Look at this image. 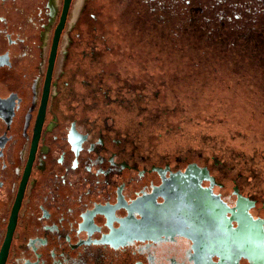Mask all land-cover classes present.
Returning <instances> with one entry per match:
<instances>
[{
    "label": "flooded vegetation",
    "instance_id": "flooded-vegetation-1",
    "mask_svg": "<svg viewBox=\"0 0 264 264\" xmlns=\"http://www.w3.org/2000/svg\"><path fill=\"white\" fill-rule=\"evenodd\" d=\"M62 6L0 0V264H264L262 174L151 142L162 83L136 89L102 14L75 29L85 0L50 66Z\"/></svg>",
    "mask_w": 264,
    "mask_h": 264
},
{
    "label": "rangeland",
    "instance_id": "rangeland-1",
    "mask_svg": "<svg viewBox=\"0 0 264 264\" xmlns=\"http://www.w3.org/2000/svg\"><path fill=\"white\" fill-rule=\"evenodd\" d=\"M120 1H127L122 12L115 6V0H85L75 29L87 28L90 26L92 13H100L106 19L103 27L123 33L126 37L124 43L128 46H131L130 40L143 43L141 33L151 32L154 34V43L169 51L166 56L162 52L149 55L139 46L135 59L119 57L123 60L125 69L130 70L125 72L137 77L134 86L139 92H142L148 82L162 83L152 94L157 100L150 104L145 102L150 106L149 110L139 115V120L146 119L149 122L145 134L150 137V141L156 145H169L171 149H228L232 153L231 157L241 163L237 164L239 167L245 166V161H248L250 170L262 174L264 180V0H242L246 10L255 8L259 11L261 16L255 19H263V29L258 33L248 30L245 33L246 47L237 49L231 45L225 53L223 50L227 48V37L223 33L218 35L207 30L200 20V13L207 4L214 9V15L223 18L226 7L216 10L218 3L229 1L194 0L193 11L196 13L192 11L190 15L179 9L181 0ZM229 3L226 4H232ZM138 9L153 16L155 24H152L151 30L139 22L143 18L137 14ZM238 10L234 9V13L239 14ZM118 17L120 25L118 23V26H112L108 23V20ZM251 18L254 20L253 16ZM109 44L114 46L115 43ZM155 48L159 50L157 45ZM118 50L120 54L114 53L124 54L122 48ZM190 70L207 77L196 81L191 78L193 73ZM209 75L219 85L210 84ZM226 85L232 88L226 91ZM217 86L219 87L216 89ZM203 87L211 91L210 94H203L200 90ZM213 88L220 89L221 97L227 94L224 97L227 98L225 104L213 102L212 96L216 92ZM235 89H238V94L232 96L231 91ZM229 100L232 103L227 104ZM250 105H255L254 110L244 111ZM137 106L143 110L145 105L140 103ZM158 131L163 135L159 136Z\"/></svg>",
    "mask_w": 264,
    "mask_h": 264
},
{
    "label": "trees",
    "instance_id": "trees-1",
    "mask_svg": "<svg viewBox=\"0 0 264 264\" xmlns=\"http://www.w3.org/2000/svg\"><path fill=\"white\" fill-rule=\"evenodd\" d=\"M226 1H229L230 3L232 2V4H230L229 2H224V3L219 2L220 3V4L218 3L219 6L218 7L216 6L217 7L216 10L220 9V7H221V9L226 7V10H225L226 14L224 15L223 18H221L220 15L219 16H216V14L214 15L213 14L214 9L211 6H208L207 4H205L203 6L202 13H200L201 14L200 20L203 21L202 24H204V26L207 30H210L214 34H218V35L223 33V35H225V37H227L228 44L226 43L227 48H225L223 50L224 53L226 52V50L231 45H233L231 47H233V48L237 47V49L238 48L239 49L245 48L247 45V40H246L247 37H246L245 33L248 30H253V32L258 33L263 29V26H262L263 19H261V20L255 19V17L261 16V14H259V11L257 9L254 8V9H247L246 10V6L244 4L245 2H243L242 0H235L234 2H233V0H226ZM110 3H113V2L111 1ZM117 3H121V4L117 5ZM226 3H229L230 5H227ZM115 4H116L115 6L119 7V12H122V9L124 10V5L127 4V1L122 2L120 0H115ZM179 6H180L179 9H182V12H185L188 15H190V14H192V11H193L194 0H181L179 3ZM115 8L116 7H114V9ZM237 8L239 9L238 10L239 14L234 13V9H237ZM193 12H194V14L196 13L195 10ZM231 13H232V15H231ZM137 14L141 15L143 18V20L141 19V21H139V22L143 23L148 30L149 29L151 30L152 24H155L154 20H153V16L151 17L150 14L145 13L143 11V9H138ZM252 16L254 17V20H252L253 19V18H251ZM206 17H209L208 20H205ZM139 18H141V17H139ZM119 21H120V18L118 17V18H113V19L108 20V23L111 24L112 26H118L117 24L119 23ZM157 23L160 25L162 24V22L161 23L157 22ZM143 24H141V27H144ZM119 25H120V23H119ZM124 36L125 35L123 33L119 34L117 32L111 33L108 36V40H110L111 43H115L114 45H122V49L124 50V54L122 57L123 59H135L136 55H138L137 49L139 48V46H141V48L145 51V53H149V55L150 54L154 55V54H157L158 52H162L163 55L166 56L169 52V51L165 50V48H162V46L160 44L154 43V34H152L151 32L141 33V36L143 37V39H142L143 43L138 42V40L134 41V40L129 39L131 41V43H130L131 46H128L127 43L126 44L124 43L125 38H126ZM136 39H139V37H137ZM156 41H159V40H156ZM155 44L159 47L160 51L157 50L158 48H155L156 47ZM147 45H149V46H147ZM190 72L193 73L191 75V78H193L196 81L202 80L205 77H207L203 73H200L197 71L193 72L192 70H190ZM215 74H217V73H215ZM222 77H223V75H222ZM209 79L211 80L210 84L219 85L218 82L214 81V79L212 78L211 75H209ZM223 81L225 82V80H223ZM204 82L206 83L207 80ZM229 82H227V83H229ZM218 87L219 86H217L215 88L217 89ZM215 88H213V89L216 90ZM224 88H225L224 90L229 91V89H231L232 87L229 85H226ZM200 90L203 94L204 93L210 94V92H211V91L209 92L204 87H203V89H200ZM214 90H212V91H214ZM219 90L220 89H218V90H216V92H214V94L212 96V98L214 99L213 102H215V104H218V105L225 104L224 102L227 98H224V97L227 94H223L221 97L219 95L221 91H219ZM231 94H232V96L234 94H238V89L231 91ZM219 96H220L221 100L219 99ZM230 98H232V97H230ZM229 103H232V100H229V102L227 104H229ZM253 108H255V105H253V106L250 105V108L247 107L244 111H248V112L253 111L254 110Z\"/></svg>",
    "mask_w": 264,
    "mask_h": 264
},
{
    "label": "water",
    "instance_id": "water-1",
    "mask_svg": "<svg viewBox=\"0 0 264 264\" xmlns=\"http://www.w3.org/2000/svg\"><path fill=\"white\" fill-rule=\"evenodd\" d=\"M73 4H74V0H63V6H62L61 14L59 17V21L55 27L54 36L52 39L50 66L54 62L62 32L63 31L66 32V30L69 29L68 25H69V21H70V12H71ZM187 171H207V170H206V168L202 169L195 164L193 166L188 167Z\"/></svg>",
    "mask_w": 264,
    "mask_h": 264
}]
</instances>
